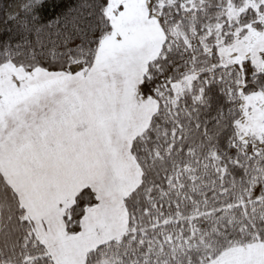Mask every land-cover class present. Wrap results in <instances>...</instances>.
I'll list each match as a JSON object with an SVG mask.
<instances>
[{"label":"snow or ice","instance_id":"snow-or-ice-1","mask_svg":"<svg viewBox=\"0 0 264 264\" xmlns=\"http://www.w3.org/2000/svg\"><path fill=\"white\" fill-rule=\"evenodd\" d=\"M0 264H264V0H0Z\"/></svg>","mask_w":264,"mask_h":264}]
</instances>
